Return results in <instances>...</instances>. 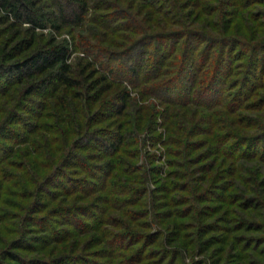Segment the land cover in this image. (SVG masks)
Segmentation results:
<instances>
[{
	"label": "rangeland",
	"instance_id": "374dc122",
	"mask_svg": "<svg viewBox=\"0 0 264 264\" xmlns=\"http://www.w3.org/2000/svg\"><path fill=\"white\" fill-rule=\"evenodd\" d=\"M90 1L81 28L48 25L36 31L37 41L66 45L72 65L83 57L72 34L92 36L93 44L110 41L112 52L128 57L130 32L95 18L122 8L147 33L142 11L149 10H137L139 0ZM215 1L175 0L185 17L194 13L206 23V35L232 43L201 44L197 55L207 52L206 65L198 58L187 76L196 80L174 94H153L156 83L171 79L172 58L156 66L162 75L153 81L145 76L146 48L120 56L139 74L130 78L137 87L127 86L131 98L120 115L83 123V130L97 131L77 152L88 174L65 169L49 184L55 177L49 166L74 139L58 131L72 129L48 99L50 90L21 105L26 87L12 85L8 73L0 79V124L12 129L0 137V264H264V0H221L218 33L211 26ZM38 9L55 13L50 0ZM6 31L0 26V57L12 38ZM220 64V82L204 88ZM119 137L115 151L108 141ZM81 179L87 185L74 182Z\"/></svg>",
	"mask_w": 264,
	"mask_h": 264
},
{
	"label": "trees",
	"instance_id": "16d2710c",
	"mask_svg": "<svg viewBox=\"0 0 264 264\" xmlns=\"http://www.w3.org/2000/svg\"><path fill=\"white\" fill-rule=\"evenodd\" d=\"M41 1L0 0V26H5L6 34L12 35L8 42H4L1 50L0 79L8 73V76L16 80L12 85L26 87L25 96H21V105L23 101L27 102V98L30 96L42 97L46 90H50L48 99L54 100V107L62 118L61 122L72 129L64 131L60 128L58 131L70 132L74 139L71 141L72 146L65 147L60 151L63 154L62 157L49 166L52 170L51 173L55 176L54 179L50 180L49 184L51 185L58 183V178L64 175L65 169L77 167L78 169L81 168L82 174L89 173V169L83 165L82 157L77 152L84 148L80 146L82 142L96 138L97 131L87 132L86 129L83 130V123L87 125L90 122L93 123L97 118L101 119V117L105 118L102 120H106L107 112L120 115L127 108L131 98L127 86L136 88L137 85L132 86L134 83L130 81V78L133 76L136 80L139 74L135 70L129 72V69L122 64L121 57L124 56L123 60H125V58L133 56L134 52L132 51L137 48H146L148 51L145 52V56H147L145 76L149 77L151 74L150 80L153 81L158 80L159 76L162 75L157 67L165 66L168 64L167 60L172 58L175 63L170 66L175 71L171 74V79L166 84L156 83L153 86V94L160 96L165 90H168V94H174L176 88L184 81L193 83L196 80L195 77L191 78L192 81L187 79V76L191 74L190 68L194 66L198 58L202 66H205L209 59L206 51H203L201 56L197 55L201 44L213 46L224 44L225 49L232 43V40L226 35L219 40L206 35L201 30L203 29L202 25H206V23H201L200 17L194 13L185 17L180 13L179 7L174 5L175 0H139L142 3L137 6V10H143V7L149 10L142 11L148 17L149 31L147 33L140 26V22L135 17L125 13L122 8L106 9L103 15H98L95 18V22L102 26L108 28H115L112 26H116L120 27L122 31L128 30L130 32L132 37H127V42L131 44L124 49L129 53L128 57H126L127 54L120 55L112 52L109 49L110 41H103V45L93 44L92 36L87 38L85 35L72 34V40H75L76 47L83 55L76 64L72 65L68 62L66 45L37 41L36 31H41L48 25L56 31L67 27L81 28L90 10L91 1L50 0L55 10V13L52 14L53 17L40 12L38 8ZM215 2V6L211 7V12L217 21L211 26L215 27L217 30L215 32L218 33L221 32V28L218 26L223 23L224 11L222 9L223 2L221 0ZM23 25L28 27L23 29ZM227 32H229L228 29ZM26 52L30 54L24 59L8 64ZM175 54H178L177 57ZM144 57L138 63L140 67L143 66ZM218 67L219 69L215 68L216 73L213 77V72L211 75L208 74L204 88L210 87V90H213L215 83L220 82L218 75H221L219 71H222L221 64ZM11 91L17 92L15 89H11ZM0 114H2L1 111ZM75 116L79 118V122ZM12 120L19 122L20 117L17 116V113L12 114ZM11 132L12 129H10L9 124H0V137ZM80 134L82 135L79 136ZM103 140H106V137H103ZM108 142V146L117 151L121 145V138L119 137L117 141L109 140ZM74 145L76 149L73 152ZM0 147L5 146L0 144ZM110 166L111 164L106 165L109 171ZM107 169L102 170L106 171ZM74 182L87 185L86 181L82 179Z\"/></svg>",
	"mask_w": 264,
	"mask_h": 264
}]
</instances>
